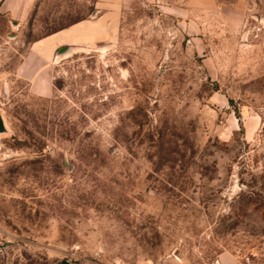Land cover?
Segmentation results:
<instances>
[{"label":"rangeland","instance_id":"obj_1","mask_svg":"<svg viewBox=\"0 0 264 264\" xmlns=\"http://www.w3.org/2000/svg\"><path fill=\"white\" fill-rule=\"evenodd\" d=\"M93 1L0 16V69ZM218 1L123 0L50 83H0V264H264V3Z\"/></svg>","mask_w":264,"mask_h":264},{"label":"crops","instance_id":"obj_2","mask_svg":"<svg viewBox=\"0 0 264 264\" xmlns=\"http://www.w3.org/2000/svg\"><path fill=\"white\" fill-rule=\"evenodd\" d=\"M44 0H0V16L5 18L12 31H20L40 11ZM195 1V0H194ZM248 1L264 3V0H234V5ZM215 6V11L221 9V1L208 0ZM123 0H94L91 16L85 20L67 25L63 29L52 31L42 38L28 43L27 53L21 58L13 71L0 69L1 82H51L49 74H42L61 48H90L96 44L113 38L119 29ZM209 4V5H210ZM237 6H234L236 8ZM8 42L0 43V63L3 50H8ZM65 56V55H64ZM43 88H45L43 86ZM50 89V88H49Z\"/></svg>","mask_w":264,"mask_h":264},{"label":"water","instance_id":"obj_3","mask_svg":"<svg viewBox=\"0 0 264 264\" xmlns=\"http://www.w3.org/2000/svg\"><path fill=\"white\" fill-rule=\"evenodd\" d=\"M70 50L71 49H68V48H61L60 50L57 51L56 58H60L61 56L68 54ZM5 131H6V128L4 126L2 118L0 117V133H4Z\"/></svg>","mask_w":264,"mask_h":264},{"label":"trees","instance_id":"obj_4","mask_svg":"<svg viewBox=\"0 0 264 264\" xmlns=\"http://www.w3.org/2000/svg\"><path fill=\"white\" fill-rule=\"evenodd\" d=\"M63 28H64V27L59 28V29H57V30H60V29H63ZM57 30H55V31H57ZM47 35H48V34H47ZM249 198H251V197H249ZM248 201H252L253 203H255V200H253V199H252V200L249 199ZM234 203L240 205V203L237 202V201H234ZM240 207L242 208V207H244V205H241ZM233 208H234V205L232 206V209H233ZM238 209H239V208H238Z\"/></svg>","mask_w":264,"mask_h":264},{"label":"bare ground","instance_id":"obj_5","mask_svg":"<svg viewBox=\"0 0 264 264\" xmlns=\"http://www.w3.org/2000/svg\"><path fill=\"white\" fill-rule=\"evenodd\" d=\"M102 50H104V49H102Z\"/></svg>","mask_w":264,"mask_h":264}]
</instances>
